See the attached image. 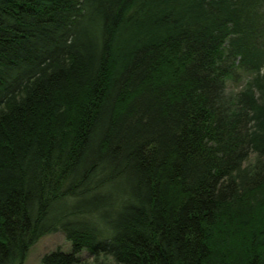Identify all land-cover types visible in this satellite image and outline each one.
<instances>
[{"label": "trees", "instance_id": "trees-1", "mask_svg": "<svg viewBox=\"0 0 264 264\" xmlns=\"http://www.w3.org/2000/svg\"><path fill=\"white\" fill-rule=\"evenodd\" d=\"M54 233L41 264H264V0H0V264Z\"/></svg>", "mask_w": 264, "mask_h": 264}, {"label": "rangeland", "instance_id": "rangeland-1", "mask_svg": "<svg viewBox=\"0 0 264 264\" xmlns=\"http://www.w3.org/2000/svg\"><path fill=\"white\" fill-rule=\"evenodd\" d=\"M244 85V81H229L227 84L228 92L239 91ZM60 249L63 252L70 251V243L61 233L48 234L41 237L28 251L24 264H41L42 257L54 250ZM86 254L82 253V257ZM87 257V256H86ZM86 261H91V258H86ZM110 264V263H109ZM111 264H114L113 262Z\"/></svg>", "mask_w": 264, "mask_h": 264}]
</instances>
